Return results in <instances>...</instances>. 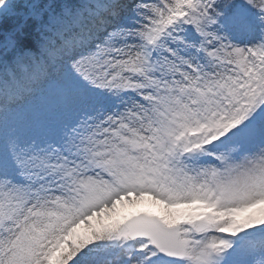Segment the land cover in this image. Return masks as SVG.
Here are the masks:
<instances>
[{
	"label": "snow or ice",
	"instance_id": "obj_1",
	"mask_svg": "<svg viewBox=\"0 0 264 264\" xmlns=\"http://www.w3.org/2000/svg\"><path fill=\"white\" fill-rule=\"evenodd\" d=\"M0 264H264V0H0Z\"/></svg>",
	"mask_w": 264,
	"mask_h": 264
},
{
	"label": "rangeland",
	"instance_id": "obj_2",
	"mask_svg": "<svg viewBox=\"0 0 264 264\" xmlns=\"http://www.w3.org/2000/svg\"><path fill=\"white\" fill-rule=\"evenodd\" d=\"M135 207H140V208H143V207H151V204L146 200V201H143V202L138 203ZM121 210L122 211H132V210H135V209L132 206H127L126 205Z\"/></svg>",
	"mask_w": 264,
	"mask_h": 264
}]
</instances>
